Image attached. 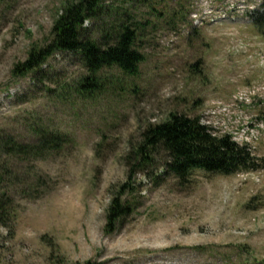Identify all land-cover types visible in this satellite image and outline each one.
<instances>
[{"label":"rangeland","instance_id":"rangeland-1","mask_svg":"<svg viewBox=\"0 0 264 264\" xmlns=\"http://www.w3.org/2000/svg\"><path fill=\"white\" fill-rule=\"evenodd\" d=\"M67 2L0 0V129L23 142L37 139L35 128L74 141L61 156L36 162L50 178L47 195H16L15 235L0 229V264H264V169L194 170L182 185L167 171L165 152L151 167L128 161L142 132L172 112L213 128L209 110L227 105L240 139L264 124V28L251 21L264 0H103L118 18L127 12L152 24L139 29V72L105 68L94 98L79 94L88 72L73 52L58 51L41 69L15 74L34 44L49 41ZM224 12L227 19L216 21ZM68 87L71 101L59 96ZM220 128L227 132L214 131L232 134ZM250 144L264 158V131ZM123 186L131 213L109 233L110 204Z\"/></svg>","mask_w":264,"mask_h":264},{"label":"trees","instance_id":"trees-1","mask_svg":"<svg viewBox=\"0 0 264 264\" xmlns=\"http://www.w3.org/2000/svg\"><path fill=\"white\" fill-rule=\"evenodd\" d=\"M103 3V0H68L55 19L49 41L44 45L34 44L26 61L16 64L15 74L26 75L41 69L58 51L76 53L88 72L79 92L83 98L96 96L94 90L101 86L98 75L105 68L116 67L129 76L137 74L144 60L138 48L142 35L139 29L152 22H142L127 12L122 15L125 18H118L116 11L107 7L105 10ZM251 21L263 31L264 5L253 10ZM88 22H98V31L85 26ZM63 91L69 92H59V96L69 95L67 98L71 101L72 87ZM34 131L37 139L23 142L0 129V229L6 230L7 238L15 235L20 209L16 195L38 200L51 191L50 178L37 170L36 162L61 156L73 146L69 134L43 128ZM141 137V142L131 150L128 161L135 162L137 169L151 167L156 156L165 152L167 171L182 185L190 181L194 170L231 175L264 169V158L256 157L248 146L239 145L229 134H214L200 117L172 112L165 121L147 127ZM134 170L133 167L129 170V180ZM126 191L123 186L110 204L106 226L109 233L115 230L119 220L131 213L126 200H122ZM71 264L101 263L89 260Z\"/></svg>","mask_w":264,"mask_h":264},{"label":"built area","instance_id":"built-area-1","mask_svg":"<svg viewBox=\"0 0 264 264\" xmlns=\"http://www.w3.org/2000/svg\"><path fill=\"white\" fill-rule=\"evenodd\" d=\"M230 112H231L230 111V107L227 106V105L218 106L216 108H212L211 110H209V114H211L213 119L216 120V122H215L216 124H214L213 128H215V130L216 129H220V130H222V132H227V131L223 130L220 127H224L226 129L231 130V132H232V134L234 136V140H236V141H238L240 143H243V142H246V141L250 142L251 139L252 140H256L258 138V136L260 135V128H263V124H259L257 126V128L248 129V131H249V133H251L252 137L250 136V134L249 135L246 134L245 136H243L240 139L239 138L240 133L233 130L232 124L235 123L236 121H232L231 120ZM241 118H242V116L238 119L239 123L241 121ZM225 123H227V124H225ZM216 125H218V126H216ZM254 133H256V134H254Z\"/></svg>","mask_w":264,"mask_h":264},{"label":"bare ground","instance_id":"bare-ground-1","mask_svg":"<svg viewBox=\"0 0 264 264\" xmlns=\"http://www.w3.org/2000/svg\"><path fill=\"white\" fill-rule=\"evenodd\" d=\"M208 15H210V14H207V13L205 14V16H208ZM195 17H200V18H202V17H203V15H201V14H200V15H199V14H196V15H195ZM222 17H224V18H225V17H226V14H223V15H222ZM200 18H197V20H196V21H197V23H201V20H200ZM209 115L212 117V115H211V114H209ZM212 118H213V117H212ZM209 124H210V123H209Z\"/></svg>","mask_w":264,"mask_h":264}]
</instances>
